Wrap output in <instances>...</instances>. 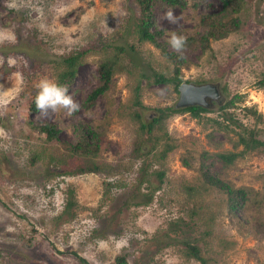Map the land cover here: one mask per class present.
I'll list each match as a JSON object with an SVG mask.
<instances>
[{
	"label": "rangeland",
	"instance_id": "374dc122",
	"mask_svg": "<svg viewBox=\"0 0 264 264\" xmlns=\"http://www.w3.org/2000/svg\"><path fill=\"white\" fill-rule=\"evenodd\" d=\"M187 2L185 8H155L154 20L166 41L171 32L193 35L201 29L202 11L222 7L220 0L197 7ZM246 2V23L240 31L212 41L211 50L188 52V64L181 69L183 82L217 83L225 100L239 94L241 101L223 111L215 104L198 117L190 112L170 115L164 128L173 148L159 158L164 140L152 148L144 138L141 152L147 155L134 152L138 125L127 113L137 110L147 120L155 108L175 106L179 92L172 83L153 81V71L168 76L172 66L152 44L134 39L133 0H0V31L6 34L0 39V264H114L117 256H124L125 264H200L183 255L181 238L199 239L210 221L206 209L190 213L194 198L185 187L199 182L202 152L229 150L243 153L217 170L233 187L247 188L246 204L231 211L223 196L215 191L207 196L214 216L211 232L197 244L203 250L209 244L217 264H263L264 146L245 150L235 133L251 130L264 141V88L257 85L264 72V0ZM169 9L177 17L175 24L164 19ZM105 45H123V62L132 72H115L110 88L83 108L97 83ZM86 48L91 51L81 58L68 88L80 110L72 116L64 110L47 116L30 110L38 81H55V61ZM135 64L147 71V79L139 81L141 106L132 103ZM244 107L256 110L263 121L255 123ZM211 118L229 128L218 127ZM29 119L56 124L58 139L47 142ZM76 123L99 134L97 160L112 171L69 173L46 155L30 163L42 150L65 154L74 142ZM161 131L156 128L153 134ZM67 168L73 169L74 163ZM155 171L164 172L161 182ZM145 195L152 199L141 204ZM179 224L183 232L173 238Z\"/></svg>",
	"mask_w": 264,
	"mask_h": 264
},
{
	"label": "trees",
	"instance_id": "16d2710c",
	"mask_svg": "<svg viewBox=\"0 0 264 264\" xmlns=\"http://www.w3.org/2000/svg\"><path fill=\"white\" fill-rule=\"evenodd\" d=\"M137 7V13L135 16V22L132 27V35L139 44L150 43L160 51V55L171 64V75H164L163 72L153 71V81L157 83H172L178 90V86L182 79V67L186 66L187 58L186 54L190 51H205L211 50V42L226 38L231 33L238 32L246 23V8L247 0H220L222 7L219 11L213 12L204 10L200 13V25L201 29L195 32L193 35L187 37L186 48L183 52V58L181 54L171 49L168 42L163 38V30L159 25L155 23L154 11L156 7H179L185 8L188 5L187 0H133ZM193 6L197 7L207 0H191ZM15 48V47H13ZM112 48V49H111ZM94 50V49H93ZM105 52L103 59L97 65V83L91 89V91L85 97L82 107L88 108L94 104L95 100L105 93L112 85V79L115 72L119 70H125L130 73L132 70L127 68V65L123 62L126 48L123 45L110 47L109 45L103 46ZM91 51V48H86L77 53L57 59L55 61L54 76L55 82L63 87L69 88L73 83V79L76 75V67L84 57L86 53ZM32 52H35L34 50ZM133 67V66H132ZM136 77L135 86V99L133 102L135 105L141 106L139 101V81L142 78L147 79V71L143 65H134ZM133 67V68H134ZM131 74V73H130ZM133 74V73H132ZM188 82V81H187ZM259 87L264 88V72L262 73L261 80L257 82ZM34 99L31 101L30 110L36 108ZM241 101V95L236 94L231 99L225 100L224 104L219 105L218 109L223 111L234 106V103ZM247 115L251 114L255 119V123L263 121L262 115L257 113L251 107H244ZM210 109L203 108L198 105H191L182 108L175 107L174 105H166L164 107L155 108V115H152L149 119L143 120L140 112L133 110L127 114L137 122L138 135L135 140L134 152L139 155H147L143 151L141 152V145L144 138L152 142V148L156 147L161 140L163 142V150L160 152L159 158H164L165 154L173 148V144L170 140L164 128L165 119L170 115L179 112H190L194 117H198L201 112H208ZM221 115V114H220ZM230 117L226 118L227 121ZM213 123L217 124L220 128H229L224 122L217 120L216 118L210 119ZM28 123L34 130L40 134H44L46 141L51 142L58 139L59 128L54 123H40L34 124L30 119ZM156 128L161 129V134H153ZM238 135V143L243 145L246 149H252L259 145L264 146V141L255 137V134L251 130H243L241 132H235ZM147 135L143 137L144 135ZM74 142L67 145L68 151L65 154L53 155L50 151L42 150L34 153L30 158V163L33 164L38 159L47 156V161L56 162L55 165L65 167L66 170H70L69 173H101L105 170L107 172L112 171L111 165L97 160L99 156V134L89 128L87 125L76 123L74 124ZM236 147V145H235ZM151 148V150H152ZM150 151V150H149ZM243 152H235L234 150L218 152L214 155H208L206 151L200 154V162L198 171L200 173L199 182L191 184L185 187L188 193H192V208L190 213L193 215H199L201 210L206 209L207 220L209 229H205L200 238L195 241H191L189 238H181V242L184 245L183 255L186 258H192L200 262V264H217V259L210 254V246L203 250L198 244V241H205V235H210L213 221V214L211 204H209L206 197H210L211 193L215 191L218 196H223L226 202V206L231 211L241 210L246 204L248 197V190L245 187H233L228 182L220 178L217 166L226 167L233 163V161L241 155ZM74 163V168H67ZM109 168V169H108ZM72 171V172H71ZM159 182L162 181L164 176L163 171H155ZM146 199L141 201V204H147L151 201V195H145ZM206 225V220L203 222ZM183 232L182 224H179L176 229H173V238L176 237L178 232ZM166 237L170 238L166 234ZM207 245V244H206ZM74 253V252H73ZM75 254V253H74ZM76 255V254H75ZM81 261L85 262L83 258L76 255ZM126 260L124 256H117L114 264H125ZM264 264V262H263Z\"/></svg>",
	"mask_w": 264,
	"mask_h": 264
},
{
	"label": "clouds",
	"instance_id": "9594fccd",
	"mask_svg": "<svg viewBox=\"0 0 264 264\" xmlns=\"http://www.w3.org/2000/svg\"><path fill=\"white\" fill-rule=\"evenodd\" d=\"M164 19L172 24L178 22L171 9L164 14ZM5 36L6 34L0 31V39L5 38ZM11 39H15V37L11 36ZM167 42L171 49L180 53L181 58H183L187 38L184 35L171 32ZM36 88L38 91L35 95L34 103L41 116H47L49 111L55 113L60 110H64L68 116H72L80 110V104L69 94L68 88L59 85L57 82L44 77L38 81ZM0 135H4L3 129H0Z\"/></svg>",
	"mask_w": 264,
	"mask_h": 264
},
{
	"label": "water",
	"instance_id": "95a60500",
	"mask_svg": "<svg viewBox=\"0 0 264 264\" xmlns=\"http://www.w3.org/2000/svg\"><path fill=\"white\" fill-rule=\"evenodd\" d=\"M179 97L175 107L182 108L191 105H198L203 108H213L215 104L222 105L225 97L217 83L194 84L181 82L178 86Z\"/></svg>",
	"mask_w": 264,
	"mask_h": 264
}]
</instances>
